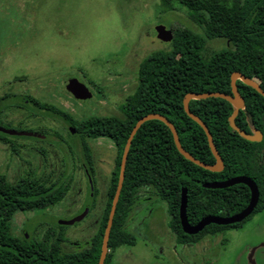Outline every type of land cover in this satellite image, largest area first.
<instances>
[{
    "label": "rangeland",
    "instance_id": "rangeland-1",
    "mask_svg": "<svg viewBox=\"0 0 264 264\" xmlns=\"http://www.w3.org/2000/svg\"><path fill=\"white\" fill-rule=\"evenodd\" d=\"M157 25L200 32L185 8L165 11L160 0H0V96L4 91L30 95L63 110L67 119L30 104L27 125H19L15 122L24 119V110L0 104L1 112L9 108L6 114L12 120L7 122L0 112L1 124L45 132L39 139L0 134V139L39 150L14 152L0 142V173L10 182L29 178L69 183L59 203L16 212L15 235L25 231L27 239L41 240L52 230L66 238L62 250L88 245L107 203L117 151L107 137L88 140L94 165L91 190L82 168L81 139L76 131L70 132L68 117L122 115L121 104L134 91L140 61L171 47L170 41L157 38ZM228 46L226 39L213 38L203 54ZM70 77L84 83L91 96H72L64 85ZM139 195L125 224L135 244L111 251L112 264H264V209L235 226L211 225L195 244H182L168 225L166 203L148 190ZM86 205L90 209L81 220L60 223Z\"/></svg>",
    "mask_w": 264,
    "mask_h": 264
},
{
    "label": "trees",
    "instance_id": "trees-1",
    "mask_svg": "<svg viewBox=\"0 0 264 264\" xmlns=\"http://www.w3.org/2000/svg\"><path fill=\"white\" fill-rule=\"evenodd\" d=\"M160 4L165 11L178 6L185 8L200 32L177 27L172 30L170 49L153 51L140 61L137 83L121 104V116L101 115L85 120L68 117L69 124L80 136L84 160L90 169L93 162L89 139L107 137L117 151L107 203L95 234L88 245L74 251L62 250L60 244L66 238L55 235L52 230H47L41 240L15 235L12 219L16 212L59 203L68 192L69 183L59 185L46 179L29 178L10 182L0 173V264L97 263L123 148L136 121L148 113L162 114L175 126L186 151L200 161L213 164L215 158L203 128L184 111V95L208 91L231 94L233 71L255 78L264 90V0H160ZM213 38H224L229 46L204 56L205 45ZM236 84L245 104L239 109L235 124L247 135L253 125L262 132L263 138L251 141L231 128L228 118L234 107L227 100L220 97L190 99V110L205 122L223 159L224 168L214 172L183 157L163 121L150 119L142 123L129 147L104 264H112L111 251L117 247L135 244L125 224L142 190L155 193L166 203L168 225L179 243L196 242L211 225L219 228L240 223L209 224L197 234L184 233L178 216L182 187L187 188L186 215L190 224L207 215H232L247 205L250 190L242 183L224 188L202 185L237 174L248 175L256 182L257 206L264 208V97L239 79ZM28 98L39 109L65 118L63 110L54 105L41 103L30 95Z\"/></svg>",
    "mask_w": 264,
    "mask_h": 264
},
{
    "label": "water",
    "instance_id": "water-1",
    "mask_svg": "<svg viewBox=\"0 0 264 264\" xmlns=\"http://www.w3.org/2000/svg\"><path fill=\"white\" fill-rule=\"evenodd\" d=\"M156 36L161 41L169 42L172 39L173 34H172V30L167 28L166 26L157 25L156 26ZM237 79L251 86L264 97V90L261 88V86L259 85L258 81L255 78H249L239 71H233L230 75L231 94H228L225 92H219V91H208V92H200V93L188 92L184 95L183 100H182L183 108L186 114L190 118H192L194 121H196L203 128L206 134L208 146L215 158V162L213 164H208L203 161H200L199 159L195 158L192 154H190L188 151H186L180 143V139H179L175 126L168 118H166L162 114L148 113L146 115L141 116L136 121V123L132 127L126 139V142L123 148L122 157L120 161V167H119L118 181H117L114 195L112 197L107 222H106L103 236H102L100 256H99L98 262L94 264H104V261H105V258L108 252V241H109L110 231H111V227L113 223V217L115 214L116 205H117L119 195L121 192V188L123 185L126 160H127L129 147H130L134 134L136 133L138 128L142 125V123L150 119H159L163 121L170 129L172 136H173L174 144L177 150L179 151V153L186 159L192 161L193 163L205 169H208L210 171H214V172L221 171L224 168L223 159L214 144L212 134L209 128L207 127V125L205 124V122L199 116H197L190 110L189 108L190 99H205L209 97H220V98L227 100L234 107L232 114L228 118L229 125L231 126V128L236 130L242 136L247 137L251 141H259L262 139V133L260 130L255 129L254 130L255 135L249 136L235 124V117L237 116L239 109L244 107V103H245L243 96L238 90V87L236 84ZM64 85H65L66 90L70 92L76 98L91 96V92L89 91L88 87L84 83L79 81L76 77L68 78L64 82ZM0 130L3 132L9 133V134H19V135L27 134V135H35V136L39 135L35 132L18 131L15 129H7L1 126H0ZM71 132L72 133L74 132V128L71 129ZM89 182L90 184L92 182L90 177H89ZM238 183L245 184L246 186H248L250 190L249 201L242 210H240L237 213H234L232 215H227V216L207 215L201 218L195 224H190L187 219V215H186L187 188L182 187L181 194H180L179 210H178V216H179V221H180V226H181L182 231L186 234L193 235L203 230V228L209 224L228 225V224L241 222L246 217H248L252 213L253 209L256 207L258 200H259V189H258L256 182L253 179L245 175H237V176H232L224 180H213L210 182H205L202 185L205 188H224V187L231 186V185L238 184ZM91 187H92V184H91ZM88 211H89V205H86L84 210L81 213L70 218L69 220H61L60 223L61 224H72L74 222H77L81 220L88 213ZM76 264H89V263H76Z\"/></svg>",
    "mask_w": 264,
    "mask_h": 264
},
{
    "label": "flooded vegetation",
    "instance_id": "flooded-vegetation-1",
    "mask_svg": "<svg viewBox=\"0 0 264 264\" xmlns=\"http://www.w3.org/2000/svg\"><path fill=\"white\" fill-rule=\"evenodd\" d=\"M73 96V95H72ZM244 98V97H243ZM245 102V101H244ZM0 104L3 105V104H7L9 108H14V107H17V108H22L24 110V119H19L17 120L15 123H18L19 125H27V120H26V116L27 114L30 113V109H29V106L27 107V105H33L31 103V101L29 100L28 98V95L27 94H24V95H20V94H17L16 92H8V91H4L2 93V96H0ZM245 104V103H244ZM6 106V105H5ZM8 108V110H9ZM5 109V110H4ZM2 109V112H1V115H3L4 119H6L7 122H10L7 116V109L6 107ZM28 110L29 113H26V111ZM12 121V120H11ZM0 126L1 127H4V128H7V129H15V130H18V131H24V132H35L39 135H27V134H22V135H19V134H9V133H6V132H3L0 130V134L2 135H8V136H29V137H34V138H42L44 133L45 132H41V131H32V130H22L21 128H15V127H11V126H7V125H4V124H1L0 123ZM69 127V130L71 132V129L74 128L72 125L71 126H68ZM255 128L252 126H250V131L251 133L249 134V136H254L255 135V132H254ZM259 130V129H258ZM76 131V129L74 128V132ZM73 132V133H74ZM72 133V132H71ZM262 133V132H261ZM262 138H263V134H262ZM260 141V140H259ZM0 142H2L3 144H8L9 145V148L10 150L14 151V152H17L16 150H18L19 148H22L23 150H27L29 147H34L32 145H28V144H25V143H20V142H14V140L12 141H9L8 139H6V137H4L3 139H0ZM15 144V145H14ZM37 151H39L36 147H34ZM21 149V151H22ZM41 151V150H40ZM262 154V152H261ZM23 157L21 156V159ZM92 162H93V159H92ZM82 168H83V172L85 174V176H87L88 178V181H89V177L92 178V173H93V176H94V165H92V169L89 168V166L87 165L86 162H83L82 163ZM114 170V169H113ZM237 175H245V174H237ZM235 175V176H237ZM245 176H248V175H245ZM250 177V176H248ZM251 178V177H250ZM252 179V178H251ZM92 181V179H91ZM90 184V182H89ZM91 184H93L91 182ZM91 184H90V187H91ZM243 184V183H242ZM245 185V184H244ZM246 186V185H245ZM93 187V186H92ZM91 187V188H92ZM248 187V186H247ZM93 189V188H92ZM91 189V190H92ZM258 204V203H257ZM46 208V207H45ZM44 209V208H42ZM42 209H37V210H42ZM89 209H90V205H89ZM264 208H259L257 205L256 207L253 209L252 213L249 215H253V214H257L259 211L263 210ZM36 210H31V211H28V212H35ZM19 212H27V211H19ZM81 213V212H80ZM79 214V213H78ZM248 216V217H249ZM247 218V217H246ZM245 218V219H246ZM244 219V220H245ZM242 220V221H244ZM241 221V222H242ZM239 223V222H238ZM234 224V223H233ZM230 225V224H228ZM262 225L264 226V222H262ZM22 234H24L26 236V232H22ZM201 240V239H200ZM198 241V240H197ZM196 241V242H197ZM196 242H192L193 244H195ZM190 242H186V243H182V244H189Z\"/></svg>",
    "mask_w": 264,
    "mask_h": 264
}]
</instances>
